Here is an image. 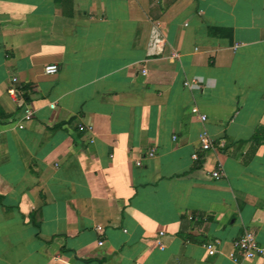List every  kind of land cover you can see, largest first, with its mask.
Masks as SVG:
<instances>
[{"label":"crops","instance_id":"crops-1","mask_svg":"<svg viewBox=\"0 0 264 264\" xmlns=\"http://www.w3.org/2000/svg\"><path fill=\"white\" fill-rule=\"evenodd\" d=\"M1 113L0 264H264V0H0Z\"/></svg>","mask_w":264,"mask_h":264},{"label":"built area","instance_id":"built-area-1","mask_svg":"<svg viewBox=\"0 0 264 264\" xmlns=\"http://www.w3.org/2000/svg\"><path fill=\"white\" fill-rule=\"evenodd\" d=\"M166 48V40L163 35L162 30V24L159 21H154L151 24L150 27V33H149V39L146 47V57L147 58H158L163 56ZM177 53H171L170 58L175 59L177 58ZM45 75H55L59 71V67L56 64H49L46 65L43 69ZM141 75L146 76L147 75V69L145 65L141 66ZM12 82H16V79H13ZM189 83L185 82L184 86H188ZM9 93L11 95H15L17 92H15L14 89H10ZM191 113L195 115L200 122L206 121V116L199 113L197 108H192ZM32 112L28 109L25 110L23 120L29 121L31 119ZM79 130L81 132H90L91 128L89 126H79ZM175 139V137H173ZM198 141L200 143V148L203 151H210L214 149V143L212 139L209 137V135L206 132H202L199 137ZM218 146H222V142L218 144ZM154 156L153 149L147 154L148 158H152ZM197 155L193 154L192 159L197 160ZM140 163H137V166H139ZM222 171L221 166L218 165V167L210 173V177L214 180H219L222 177ZM96 231L101 232V227H96ZM164 236L163 232H159L157 237L154 240L155 245L158 247V249L163 250L164 244L162 243L161 238ZM99 245H102V241L98 243ZM219 241L217 240H205L201 243V247L206 251L207 255L214 256L217 252V247L219 245ZM227 257L233 261V262H239L242 260H252L255 258H261L264 260V245H260L257 243L255 235L251 231H244L243 234L235 239L232 243V248L229 251Z\"/></svg>","mask_w":264,"mask_h":264},{"label":"trees","instance_id":"trees-1","mask_svg":"<svg viewBox=\"0 0 264 264\" xmlns=\"http://www.w3.org/2000/svg\"><path fill=\"white\" fill-rule=\"evenodd\" d=\"M0 116H3V114L1 113V114H0ZM31 219H32V222H33V216H32V218H31ZM33 225L35 226V228H36L37 230L39 229V226H38V224H36V223H33Z\"/></svg>","mask_w":264,"mask_h":264}]
</instances>
